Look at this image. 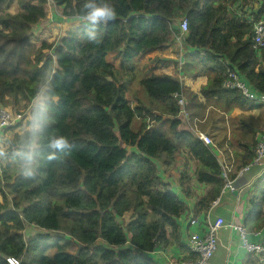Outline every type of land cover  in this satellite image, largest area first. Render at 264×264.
Here are the masks:
<instances>
[{"label": "trees", "instance_id": "trees-1", "mask_svg": "<svg viewBox=\"0 0 264 264\" xmlns=\"http://www.w3.org/2000/svg\"><path fill=\"white\" fill-rule=\"evenodd\" d=\"M49 1L0 0V110L12 107L21 116L3 132L0 152L10 149L36 81L50 65L57 69L60 94L52 130L67 136L72 148L46 162L34 181H25L6 160L0 176V264H10V257L20 264H157L148 254L171 244L187 251L184 259H196L182 244L179 222L192 210L173 191L171 166L162 169L160 162L166 155L164 162L172 165L179 152L197 161L195 177L208 186L195 203L197 216H205L225 181L211 147L183 127L176 95L186 97L189 111L230 113L258 104L223 84L233 69L253 92L264 94V48L254 47V23L264 21V0H111L118 14L103 26L98 44L83 38L81 24L59 41L40 39L35 29L49 16L48 6L80 20L83 0ZM185 18V63L180 65V56L152 62L174 65L178 74L198 80L191 88L179 75L140 68L145 54L175 44ZM109 54L119 63L107 59ZM135 82L146 94L137 93L133 105ZM256 144L243 142L239 167L252 161ZM258 189L243 221L249 232L262 230L252 239L264 244V187ZM27 224L43 232L25 239ZM50 232L61 235L53 239ZM72 242L78 244L74 252Z\"/></svg>", "mask_w": 264, "mask_h": 264}, {"label": "crops", "instance_id": "crops-1", "mask_svg": "<svg viewBox=\"0 0 264 264\" xmlns=\"http://www.w3.org/2000/svg\"><path fill=\"white\" fill-rule=\"evenodd\" d=\"M177 49L178 44L175 41V44H173L166 51L156 50L149 52L144 56L148 58L152 56L153 58L160 57L178 59L180 54ZM156 66H158L161 71H155L154 73H166L173 76L179 75L180 78L184 80L185 85H189V88H191V86L194 87L198 82V80L186 78L180 75V73L178 74V70L174 65L170 67L162 65ZM180 117L183 120V127L192 131L196 137L199 131L206 133L211 137L214 142V146L209 147L213 150V154L217 157L220 164L221 162H226L231 168L230 178L235 180L234 185L238 189L235 192L227 189L223 190L221 197L218 199L219 202L216 205L212 204L213 206H211L207 212L205 211V216H202L204 212L197 216L193 212L195 203L208 191V186L200 184L195 177L197 161L189 156V154L179 152L174 163L172 165H168L164 162L167 160L166 155H163L164 160L160 162V165L161 167L163 165V167L167 169L171 166L169 167L170 171L168 174L173 180V191L178 193V195L188 203L192 210L189 216H184L179 220L180 225H182V244L185 247H188L187 245L190 234L193 232H198L202 235L205 234L208 229L209 220L214 221L220 217L226 222L233 221L245 226L243 220L249 211L248 200L255 192V189L258 193L260 192L261 189L258 188L261 187V185H256L255 182L262 180L264 183V169L261 166L253 165L250 170L245 171L242 175H239V170L245 166L239 167L240 154L244 148L242 147L244 141L257 142L259 140L264 127V108L260 104L247 108L236 106L230 113L222 112L221 110L215 108L192 109L190 111L187 110V114H180ZM238 121L239 125H234ZM218 123L221 124L219 125ZM224 125L226 126V132L222 135L219 127H223ZM206 127L211 129L212 132H207L205 130ZM238 127L240 129L241 127L246 128L247 131H252L253 134L250 133L248 135L245 131H243L240 136H236L235 143H237V145H235L233 142V134L234 130L236 131ZM221 139H223L224 142H222ZM163 167L162 169H164ZM178 177L179 180H181L182 177L185 179L186 188L189 186L191 187V189L188 190V192L192 193L191 195L184 190L183 181H181V188H177V185L175 184L177 182L175 180H177ZM165 178H167L166 175ZM240 211H243L244 213L243 217L238 219ZM193 219L196 220L195 224L192 223ZM235 237L238 240L236 244L233 243V238ZM187 254V251L179 247L177 244H171L168 248H165L162 245L159 247L157 246L155 250L150 252L148 255H150L157 262V264H179L178 259L183 260ZM209 264H256V262L255 257L247 253V251L242 247L238 234L232 233L227 227H223L219 232L218 249Z\"/></svg>", "mask_w": 264, "mask_h": 264}, {"label": "clouds", "instance_id": "clouds-1", "mask_svg": "<svg viewBox=\"0 0 264 264\" xmlns=\"http://www.w3.org/2000/svg\"><path fill=\"white\" fill-rule=\"evenodd\" d=\"M117 14L111 0H83L79 13L80 23L83 25V38L90 44H98L103 26L111 23ZM56 74L57 69L50 65L38 78L30 108L20 125V131L8 142L11 145L10 149L7 152H0V159L6 158L25 181L37 179L46 162L56 159L72 148L67 136L52 130L55 105L60 99ZM10 258L8 262L11 264ZM17 260L20 264V259Z\"/></svg>", "mask_w": 264, "mask_h": 264}, {"label": "built area", "instance_id": "built-area-1", "mask_svg": "<svg viewBox=\"0 0 264 264\" xmlns=\"http://www.w3.org/2000/svg\"><path fill=\"white\" fill-rule=\"evenodd\" d=\"M49 2H53V0H50ZM188 27L189 23L187 18H185L180 23L181 34L176 36L177 44L180 46L181 66L185 63V60L183 58V34L188 30ZM254 41L255 48H264V21L254 23ZM227 73L228 77L224 81V88L238 89L240 92H242L245 98L251 101H256L258 104L264 107V94L258 95L257 93L253 92L251 87L240 77V75L235 70L228 69ZM176 96L177 98H179L178 103L181 107L180 114H187L185 96L183 94H177ZM10 115L11 114L8 111L4 109L0 110V135L9 126H12L14 124ZM197 137L206 145H208V147L214 146V142L208 134L199 131L197 133ZM253 165L261 166L264 169V127L254 149V157L252 161L246 164L242 169H240L238 174L242 175L245 171L250 170ZM221 167L222 177L225 181L223 190L227 189L233 192L237 191L238 189L234 185L235 180L230 178L231 168L227 165L226 162H221ZM218 199L214 201L213 204L216 205L219 202ZM192 223L195 224L196 220L193 219ZM223 227L229 228L232 233H237L242 243V247L247 251V253L259 256L261 261L264 262V244L260 241L252 239V237H261L262 232L254 231L250 233L243 224H238L233 221L226 222L223 218L219 217L214 221H208V229L205 234L202 235L198 232H193L190 234L187 246L191 253L197 255V258L185 259L180 264H209L218 249L219 232ZM9 261L11 262V264H19V260L15 258H10Z\"/></svg>", "mask_w": 264, "mask_h": 264}, {"label": "rangeland", "instance_id": "rangeland-1", "mask_svg": "<svg viewBox=\"0 0 264 264\" xmlns=\"http://www.w3.org/2000/svg\"><path fill=\"white\" fill-rule=\"evenodd\" d=\"M52 6H53L52 8L48 6V15L49 16H47V18L44 19V21L41 23V25L39 27H37L35 29V31H36V33H38L40 39H47V40H50V41H59L62 38V36L65 34V31L68 28L73 27V26H78L81 23H80V20L67 18V16H65L63 14V12H62L63 10H62L61 7H59V6L57 7V6H54V5H52ZM35 39H37V35H36ZM36 41H39V39H37ZM178 48H180L179 45H178ZM115 58L116 57L114 56V54H109L108 57H107V59H109L113 63L118 64L119 63V58H116V59ZM140 60H141L140 68L142 69V71L144 73L148 72V71H153V72L161 71V69L158 66H156L155 63L152 62V60H153L152 56H150L149 58L146 57V56H143V57L140 58ZM142 90L146 94V91L144 89H142ZM142 90L140 88V85L137 82H135L132 85V91L129 94V98H130L131 103L133 105L137 104L136 100H134L137 93H139V95H138L139 97H143ZM185 100H186V97H185ZM186 105H187V100H186ZM3 109L8 111L11 114L10 116H11V119L13 120V123H16V121H17V120H14V119H16V118L19 119L21 117L20 115L16 116L13 113V108L12 107H4ZM218 124L220 125L221 123H218ZM234 125L238 126L239 125V121L236 122ZM219 129H220L222 135L226 132V126L225 125L223 127L220 126ZM205 130L207 132H212L211 129H209L207 127L205 128ZM243 131H245L248 135L250 133L253 134L252 131H247L246 128H242L241 127V129H240L238 127L236 129V131L234 130V134H233V142L234 143L236 141V136H240V134ZM12 135H13L12 133H9V132L7 133L6 132V137L7 138L8 137L12 138ZM4 137H5L4 134L0 137V144H1V142H2ZM221 140H222V142H224L223 139H221ZM235 145H237V143H235ZM6 160L7 159H0V176L2 175L3 170L7 166V161ZM162 167H163V165H162ZM163 168L167 169L165 167H163ZM168 176H170V175L168 174ZM179 177L177 178V180H175L177 183L174 182L177 185L178 189L181 188V180H179ZM170 178H171V176H170ZM255 183H256V185H261L262 188L264 187V183H263L262 180H259V181L255 182ZM2 186H3V184H2ZM172 187H174V185H172ZM243 213H244L243 211L239 212L238 219L243 217ZM125 219H126L125 222H128L130 220V214L127 213L125 215ZM40 231L43 232V230L38 228L37 226L27 224L26 229H25V231L23 233L25 235V239H29V238L33 237L36 233H38ZM50 235L52 236L53 239H56L61 234L57 233V232H50ZM237 242H238L237 238L236 237L233 238V243L236 244ZM77 248H78V244H76L75 242H72V244L69 247V250L71 252H74V251H76Z\"/></svg>", "mask_w": 264, "mask_h": 264}]
</instances>
